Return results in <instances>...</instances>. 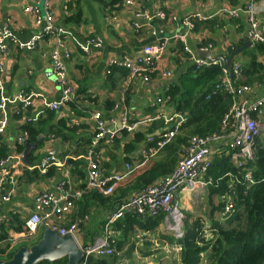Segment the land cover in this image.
Instances as JSON below:
<instances>
[{"label":"crops","instance_id":"1","mask_svg":"<svg viewBox=\"0 0 264 264\" xmlns=\"http://www.w3.org/2000/svg\"><path fill=\"white\" fill-rule=\"evenodd\" d=\"M106 1L107 4L99 0H0V32L7 29L12 33L6 51L0 54L3 61L0 96L3 94L14 99L19 94L36 95L30 107L12 102L0 112V120H6L5 132L1 135L11 147L9 155L20 156L22 159L25 150L19 154L14 142L18 136L26 134L21 126L28 119L41 115L39 121L42 117L47 118L49 113L54 114L40 135L39 143H26L37 145V149L29 155L31 164L22 162L23 166L10 170L13 171V181L6 190V194H10V201H0V235L3 233L2 228L8 227L5 234L9 241L14 233L23 230L38 204L50 195L62 197L60 185H63L75 208L61 220L54 218L53 223L58 227H66L80 220L76 218V206L83 201L84 194L82 197L77 194L83 192L91 161L99 164L101 178L121 173L126 163L141 161L140 150L148 145V139L154 137L158 140L168 129L159 117L180 113L172 103L158 104V98L168 96L172 84L181 85L186 92L185 96L189 85L194 86L189 73L194 67V60L192 55L191 58L181 56V47L184 50L188 47L195 59L198 58L196 51L201 50L211 53L213 58L222 56L226 62L233 52L239 50V56L234 59L232 67L242 66V77L251 88L250 93L242 96L241 101L254 102L264 96V44L253 43L249 38L251 25L248 13L252 5L259 30L264 32V0H125L121 7H112L109 5L112 0ZM26 9H30V12ZM158 12L166 13L168 18L162 20L156 17ZM48 14L53 16L55 27L62 29L63 35L44 36ZM38 17L44 21L42 25L37 24ZM186 19L192 23L195 19L202 20L201 26L204 29L188 32L184 26ZM37 35L41 38L35 49L19 47V44ZM184 35L187 37L185 41L181 38ZM89 39L100 41L101 46L92 48L86 54L78 44ZM164 45V55L157 60L156 69L149 73V81L143 77H132L126 69L118 66L126 58L138 60L144 56H156L157 50ZM56 51L65 64L74 96L72 102L58 110H51L46 104L57 102L62 94L51 56ZM166 71L172 75L165 77L163 73ZM18 114L22 115V119L16 121L15 116ZM96 114L101 115L107 128L112 127L113 120L118 122L126 118L135 129L132 133L123 130L128 134L127 138L123 136V131L119 132L115 138L120 140V144H116L115 138L111 140L109 137L95 144L97 129L93 116ZM183 116L187 117V113ZM137 133L145 134L146 139L129 154L123 140L131 141ZM226 144V141H222L214 145L213 153L220 152ZM157 156L142 171L118 186L128 184L149 169ZM47 157L56 158L58 163L44 173L39 166ZM128 157L129 161L126 160ZM26 173L34 176L35 181L23 184L21 179ZM198 196L199 192L195 196L183 193L180 198L185 212L189 213L190 223L201 219L207 228L210 227L208 219L201 216L193 218L194 211L188 205L193 204L192 200ZM113 212L99 204L89 203V212L82 218V222L80 220L76 235L79 244L87 246L104 236L102 228L105 230L107 218ZM45 227L43 221L40 228L44 231ZM165 227L164 219L153 231H143L137 227L134 233L126 235L122 241L121 230H116L115 224L112 225V238L120 240L121 245L120 250H117L119 264L130 263L131 252L136 264H183L179 255L181 247L171 241L173 236L166 232ZM40 228L35 235L10 241V248L3 257L8 252L37 244L42 237ZM117 244L114 245L115 250ZM206 258L203 260L202 254L200 264H204Z\"/></svg>","mask_w":264,"mask_h":264},{"label":"built area","instance_id":"2","mask_svg":"<svg viewBox=\"0 0 264 264\" xmlns=\"http://www.w3.org/2000/svg\"><path fill=\"white\" fill-rule=\"evenodd\" d=\"M128 3L130 4L131 1ZM26 11L30 12V9H26ZM248 13L250 15L251 25L249 38L253 43L264 44V32L259 30V25L252 5L249 6ZM140 16L150 19L147 15L141 14ZM156 17H159L162 20L168 18L167 14L164 12H158ZM200 18L205 19L202 17ZM43 22L44 21L41 20L40 17L37 18L38 25H42ZM184 26L187 28L188 32L194 29V25L190 19L184 21ZM43 34L44 36H49L51 34L61 36L64 34L62 29L59 30L55 27L53 16L50 14H48L46 18V25ZM10 38H12V33L9 30L5 29L0 32V54L6 51ZM40 38V35H37L28 42L19 44V47L26 50H33L37 47ZM181 38L185 41L187 37L184 35ZM78 46L83 53L87 54L92 48L100 47L101 42L95 39H89L83 44H78ZM164 50L165 45L163 48L157 50L156 56H144L138 60L126 58L119 62L118 66L126 69L132 77H143L145 81H149V73L156 69L157 60L164 55ZM185 51L192 55L194 65L198 70L205 67L220 65L219 62L209 63L207 60L202 61L197 57L195 59L193 52L188 47L185 48ZM51 56L54 61L58 82L62 86V94L60 100L48 103L46 106L51 110H58L59 107L73 101L74 89L69 85L65 64L59 57V53L57 51L53 52ZM66 56H68V54ZM2 74L3 61L0 57L1 89ZM163 75L165 77H170L172 73L166 71ZM242 75L243 68L240 65L235 66L230 71L224 70L222 83L215 87L216 91H226L231 95L233 100L231 109L222 123V133L206 137H193L184 152L183 158L179 161L177 169L171 176L123 202L117 210L107 218L104 236L96 239L93 244L87 246L80 245L83 253V259L80 264H89V259L93 256L107 258L115 254L116 251L114 245H116L117 240L112 238V225L123 219L128 213L135 214L142 219L147 217L156 218L163 215L166 224V232L172 235L176 240L182 239L184 236L185 216L180 207V197L183 193H190L192 196H195L198 192L199 194L206 193V188L211 183L206 182L205 176L212 167L214 157L219 154V152L217 154L213 153L212 147L214 145L226 141L227 144L222 149H228L234 152L233 162L239 167L243 164H249L257 159L258 150L264 140V96L254 102H249V100L241 101L242 96L251 91L249 86H236V83L242 78ZM34 97H36V95L27 96L25 94H19L14 99H10L1 94L0 112L4 111L6 106L12 102L20 103L25 107H30L32 106V100ZM168 102H170L168 96L158 98L157 100L158 104H166ZM40 117L41 115H35L33 119L30 118L27 121L37 122ZM93 119L96 122L97 129L95 144L107 137L113 140L119 132L123 130L132 133L135 129V127L129 125L126 118H123L118 122L113 120L111 128H107L100 114L94 115ZM159 119L164 121L168 126V129L158 140H155L154 137L148 139V145L142 147L140 150L141 161L126 163L121 173H116L104 178H101L99 164L96 161H91L88 166V177L86 182L87 189H97L105 196L112 195L114 189L120 183L142 171L161 150L170 145L179 130L187 122V118L180 113H174V115L163 114ZM5 128L6 120H0V134L5 132ZM27 142L28 135L23 134L16 138L14 144L22 145ZM239 158L243 159V163L239 161ZM0 162V201L8 202L10 201V194H6L7 186L13 181V171L18 167L23 166V161L20 156L11 154L7 159L1 160ZM10 163H13V165L10 166ZM57 163L58 160L56 158L47 157L40 163L39 168L42 172L47 173L49 168ZM11 169H13L12 172L10 171ZM227 177L230 178L229 193L221 198V201H224L226 204L223 217H228L233 211L234 198L237 195L234 187L235 183L237 184L239 182L237 176L228 174ZM243 180L248 182L249 188L255 184L251 171L244 174ZM62 186L63 185L59 186L62 190V194L60 195L62 197L60 198L50 195L47 199L38 204L29 220L25 223L23 230L14 233L15 235L12 236L10 241L13 242L18 237L35 235L43 221H45L47 227L57 230L61 236L70 235L77 240L76 235L80 220H77L69 227H58L53 223L54 218L61 220V218L71 212L74 207V202L68 197V194L65 193ZM85 191L80 192L77 195L82 197Z\"/></svg>","mask_w":264,"mask_h":264},{"label":"trees","instance_id":"3","mask_svg":"<svg viewBox=\"0 0 264 264\" xmlns=\"http://www.w3.org/2000/svg\"><path fill=\"white\" fill-rule=\"evenodd\" d=\"M107 4L106 0H99ZM125 0H112L110 6H122ZM202 20H193L194 29L192 32H199L202 28ZM208 42V41H207ZM205 42L204 44H206ZM264 46V45H263ZM181 56L191 58V54L185 52L181 47ZM183 57V58H184ZM179 62L180 59H177ZM190 79L193 85H189L187 96L185 90L179 84H172L168 91L170 102L177 107L178 112L187 113V122L179 130L172 140L171 144L160 151L158 156L152 162L151 167L136 176L131 182L124 186H117L110 196H105L97 189H87L85 184L82 190L85 191L83 201L76 203V218L80 219L89 212V203L99 204L107 210L115 211L124 201L134 197L144 190L154 186L165 178L171 176L177 169L179 161L183 158L185 148L190 140L195 137H206L222 133V123L228 115L233 100L226 91H216V85L222 83L223 69L214 65L190 70ZM245 74V69H244ZM152 76V75H151ZM247 84V85H246ZM200 85V86H199ZM248 86L243 77L236 83V86ZM49 113V119L42 117L37 123L27 122L21 126V130L28 135V143H39V137L45 131L47 124L54 118V114ZM256 116V115H255ZM15 120H21L22 115L15 116ZM163 125V124H162ZM125 138L128 137L126 131L122 132ZM146 139L143 133H137L131 141H125V148L129 154L133 153L137 146ZM116 144L120 140L115 138ZM25 144H15V150L21 154L25 150ZM11 147L5 142V138L0 134V161L7 159ZM233 151L222 149L214 157L212 167L205 176L206 182H210L206 188L208 195V204L211 206L208 221L213 236L207 237L206 223L197 219L190 223L184 221V236L177 241L171 238V241L181 247L180 258L183 264H200L202 254L207 256L204 264H264V140L257 153V159L249 164L237 166L233 161ZM127 161L130 158H126ZM243 163V159L239 158ZM251 171L255 184L248 187V182L244 181V174ZM228 174L237 176L239 182L234 190V208L228 217H223L225 202L221 198L229 193ZM37 175V173L35 174ZM23 184H30L35 181L34 176L26 173L21 179ZM75 208V207H74ZM163 215L152 218L147 217L144 220L135 214L128 213L126 216L115 223V229L121 230V240L124 241L126 235L134 233L138 227L141 230L153 231L162 221ZM76 219H74L75 221ZM67 225L66 227H68ZM16 230L14 225H11ZM0 235V259L10 260L15 252L3 254L10 248V241L5 234L8 227L2 228ZM123 231V234H122ZM104 232V228H102ZM7 239V240H6ZM116 252L113 256L107 258L91 257L89 264H119L117 250H120V240L117 241ZM67 260H58L55 262H41L38 264H66Z\"/></svg>","mask_w":264,"mask_h":264},{"label":"water","instance_id":"4","mask_svg":"<svg viewBox=\"0 0 264 264\" xmlns=\"http://www.w3.org/2000/svg\"><path fill=\"white\" fill-rule=\"evenodd\" d=\"M199 60H207L209 63L219 62L223 70L230 71L233 61L239 56V50L233 52L228 60L222 56L212 57L209 52L196 51ZM37 149L36 144H26V149L22 155V161L30 165L29 155ZM66 259V264H80L83 253L79 242L72 236H61L57 230L45 227L42 237L37 244L31 247L20 248L10 260H0V264H38L41 262H55Z\"/></svg>","mask_w":264,"mask_h":264},{"label":"rangeland","instance_id":"5","mask_svg":"<svg viewBox=\"0 0 264 264\" xmlns=\"http://www.w3.org/2000/svg\"><path fill=\"white\" fill-rule=\"evenodd\" d=\"M192 202H193V204H188L189 206H191V208H192V210L194 211V214L192 215L193 216V218L194 217H199V216H201L200 218H207L208 219V212H209V210L211 209V206L208 204V195H207V192L206 193H200L199 194V196L197 197V198H194L193 200H192ZM180 207H181V209H182V213H183V215L185 216V218L184 219H187L188 218V214H187V212H185L186 210H185V208H184V205L182 204V202H181V198H180ZM209 220V219H208ZM207 220V221H208ZM205 222H206V220H205ZM42 228H40V230H41ZM206 233H207V237H211V236H213V230L211 229V226L210 227H207L206 228ZM40 233L41 234H43V231L41 230L40 231ZM39 233V234H40ZM211 235V236H210ZM41 237V235L39 236V238ZM38 238V239H39ZM37 241V240H36ZM173 253H177L178 254V252H176V251H173ZM206 256V255H205ZM205 256H204V259L203 260H205ZM129 257H130V259H131V262L130 263H128V264H136V262H135V260H134V254L131 252V253H129ZM205 262V261H204Z\"/></svg>","mask_w":264,"mask_h":264},{"label":"clouds","instance_id":"6","mask_svg":"<svg viewBox=\"0 0 264 264\" xmlns=\"http://www.w3.org/2000/svg\"><path fill=\"white\" fill-rule=\"evenodd\" d=\"M177 241H179V240H177ZM177 244V243H176ZM177 246H179L178 244H177Z\"/></svg>","mask_w":264,"mask_h":264}]
</instances>
